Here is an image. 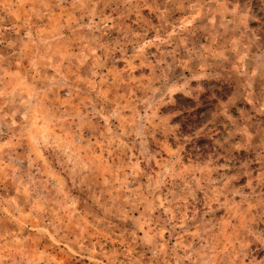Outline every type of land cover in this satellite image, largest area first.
Returning a JSON list of instances; mask_svg holds the SVG:
<instances>
[{"label": "rangeland", "instance_id": "rangeland-1", "mask_svg": "<svg viewBox=\"0 0 264 264\" xmlns=\"http://www.w3.org/2000/svg\"><path fill=\"white\" fill-rule=\"evenodd\" d=\"M0 264H264V0H0Z\"/></svg>", "mask_w": 264, "mask_h": 264}, {"label": "trees", "instance_id": "trees-1", "mask_svg": "<svg viewBox=\"0 0 264 264\" xmlns=\"http://www.w3.org/2000/svg\"><path fill=\"white\" fill-rule=\"evenodd\" d=\"M186 100H188V101H191V99H189V98H186ZM182 126V128H183V130L185 131V132H190V131H187V128L190 126H192V125H190L189 123H184V124H182L181 125Z\"/></svg>", "mask_w": 264, "mask_h": 264}]
</instances>
